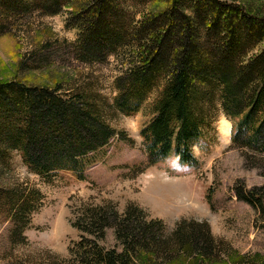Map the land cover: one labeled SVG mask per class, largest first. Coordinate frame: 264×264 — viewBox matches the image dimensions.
I'll list each match as a JSON object with an SVG mask.
<instances>
[{"label":"trees","instance_id":"16d2710c","mask_svg":"<svg viewBox=\"0 0 264 264\" xmlns=\"http://www.w3.org/2000/svg\"><path fill=\"white\" fill-rule=\"evenodd\" d=\"M127 2L150 4L151 9L133 21L124 8ZM252 4L0 0V12H67L65 27L78 33L72 53L81 63L102 64L119 51H126L129 62L114 81L112 105L85 92L61 95L58 84L0 80V162L17 151L33 174L48 178L70 171L82 178L88 156L116 135L106 123L108 113H136L162 82L152 117L140 131L149 165L158 164L161 155L182 151L183 159L197 167L189 149L197 139L205 140L219 107L231 121V147L240 152L247 169L264 179V15ZM259 44L260 51L249 54ZM232 191L264 223V185L247 188L239 180ZM40 202L34 191L0 183V214L10 219L15 243L24 242L23 232ZM72 216L79 240L69 247L67 259L49 264H264L263 254H242L214 238L205 221L182 219L167 232L160 219L150 218L134 203L122 212L111 202L87 203ZM108 230L116 242L112 248L100 244Z\"/></svg>","mask_w":264,"mask_h":264},{"label":"rangeland","instance_id":"374dc122","mask_svg":"<svg viewBox=\"0 0 264 264\" xmlns=\"http://www.w3.org/2000/svg\"><path fill=\"white\" fill-rule=\"evenodd\" d=\"M252 7L264 15V0H253ZM124 8L131 20L138 21L151 6L127 2ZM7 11L2 8L0 12V80L58 84L61 95L85 92L112 105L117 95L114 81L129 63L126 51L102 64L81 63L72 53L78 33L65 27L67 12L44 16L31 8L25 13ZM262 46L249 54L259 52ZM161 87L159 82L132 115L108 113L106 123L116 135L88 156L82 178L70 171L48 178L38 176L28 170L19 152H9L0 162V183L34 191L41 202L30 216L22 244L11 239L12 223L6 214H0V264H49L57 258L67 259L69 247L79 240L71 226L72 213L83 204L106 202L113 203L118 212L134 203L150 218L160 219L167 232L182 219L205 221L214 238L227 241L240 253L264 255V223L257 220L252 208L237 201L232 191L239 180L250 188L264 185V179L256 170L247 169L240 152L231 147V125L223 120L218 138L215 122L223 113L219 107L203 140L204 150L196 152L198 166L190 174L175 161L170 162L171 167L178 168L180 175L164 174L159 171L160 163L148 164L140 131L152 117L151 105ZM100 244L116 246L111 230Z\"/></svg>","mask_w":264,"mask_h":264},{"label":"clouds","instance_id":"9594fccd","mask_svg":"<svg viewBox=\"0 0 264 264\" xmlns=\"http://www.w3.org/2000/svg\"><path fill=\"white\" fill-rule=\"evenodd\" d=\"M223 120L224 122L228 123L231 125V121L228 117L227 113H220L218 114L217 120L215 122L216 126H217V134H218V138L220 137V132H219V125H220V121ZM205 148V144L202 140L197 139L196 141L193 142L191 148L189 149L191 154L193 155V159L196 158V152L197 151H203ZM171 161H175L176 164L178 165L179 169H188L189 173L191 172V170L193 169V165L190 161H185L183 159V153L182 151H173L171 153H168L166 155H161L159 157V163L162 165V167L159 169V171L163 172L166 175H171L173 173H176L177 175H180L181 173H179L178 168H173L171 167Z\"/></svg>","mask_w":264,"mask_h":264}]
</instances>
